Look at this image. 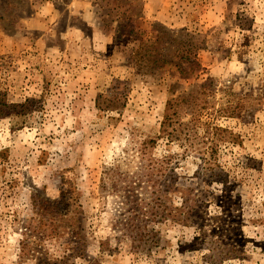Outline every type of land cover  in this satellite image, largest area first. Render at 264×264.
I'll return each instance as SVG.
<instances>
[{"label":"rangeland","instance_id":"374dc122","mask_svg":"<svg viewBox=\"0 0 264 264\" xmlns=\"http://www.w3.org/2000/svg\"><path fill=\"white\" fill-rule=\"evenodd\" d=\"M162 28L202 48L195 74L135 65ZM159 48L179 61L174 44ZM171 98L186 99L174 142L159 137ZM2 102L14 108L0 117V264H40L21 254L26 234L37 258L69 264H264V0H0ZM166 156L204 205L201 227L160 217ZM72 189L78 223L39 237ZM137 203L158 217L140 215L134 241Z\"/></svg>","mask_w":264,"mask_h":264},{"label":"trees","instance_id":"16d2710c","mask_svg":"<svg viewBox=\"0 0 264 264\" xmlns=\"http://www.w3.org/2000/svg\"><path fill=\"white\" fill-rule=\"evenodd\" d=\"M129 19V18H128ZM126 26L119 27V35L118 39H122L124 32H121L123 29L125 30ZM163 31H161L154 41L151 42H142L138 49L134 52L133 59L135 60V65L139 67V69H157L161 64H172L177 67L179 70V73L184 76H191L195 74L198 69L201 68L200 59L198 58V52L202 49L199 48V46L195 45L193 39V36H190L191 40L187 39L186 37L188 35H184L185 31H182L183 33L179 36H176L175 34L171 33L166 28H162ZM132 35V32H130ZM175 45L176 53H179V61L173 62L172 59H168L169 56H164L163 50L159 48L161 45ZM176 53L173 55V57L176 56ZM187 66V68H184V66ZM203 107L208 104L207 96L208 94L203 92ZM186 101L185 98L179 99V98H171L166 105V111L163 118V121L161 123V131H160V138H166L169 142L179 141L181 140V132L178 131V126L182 127L183 124L178 121V116L180 112V107L182 103ZM14 107L11 105H8L4 102L0 103V117L6 115V111H10ZM204 109V108H203ZM230 109V108H229ZM228 110V109H227ZM221 111H224L225 115H230L228 112L225 111V109H222ZM21 115V113H20ZM234 115V113L232 114ZM183 133V132H182ZM158 140V139H157ZM156 144V140H148L143 143L142 149H141V156L142 158H148L149 154V147L150 149L153 148V146ZM150 159V157H149ZM148 159V160H149ZM172 157L166 156L162 161L160 165V172H165V178H168L167 182L165 183V192L168 193V197L166 200V205L162 209V214L160 215L162 220L171 221L175 224L183 225V226H197L201 227V222L203 221L202 215H201V208L204 206L202 204H198V201H195V199L198 197V193L192 188H184L178 186V179L175 174V167L172 164ZM152 160V159H150ZM210 164V161H208ZM162 175V174H161ZM163 176V175H162ZM213 177H219L221 183L226 188L228 185L227 180L222 178L221 174H213ZM71 189V188H70ZM228 189V188H227ZM227 189L224 191H227ZM171 193V194H170ZM172 194H180V206H175L174 203L171 201V195ZM75 195V189L69 190L67 192H63L61 194L60 200L55 203V205L52 207V212L49 214L51 216L50 218V225L49 228L43 232H37L36 234L39 235V237L43 238H53L54 235L59 234V228L65 227L66 224L71 223V220L75 219L77 221V209H72L73 202L76 201V198H74ZM150 205L145 204H136L134 205V208H130L133 210V217L126 223L125 229L130 232L131 234L135 233L136 238L133 240H142L143 239V233L147 229V224L149 221L147 220H140L141 217L145 216L147 218H157L158 214L155 211V207H149ZM158 210V209H157ZM39 214V213H38ZM160 214V213H159ZM42 220L45 218V215L39 214ZM136 219L138 220V223H136ZM70 226V224H69ZM51 227V228H50ZM71 228V229H70ZM70 228H64L67 230H71V232H68L65 230V233L69 236L71 235L72 243L75 244V246H80L81 244V232L79 230H75L72 226ZM27 231L30 232L31 236L32 234H35L30 229H27ZM71 233V234H69ZM46 236V237H45ZM53 236V237H52ZM33 238L36 237V235L32 236ZM26 241L24 240L22 242L21 247V254L27 255L28 257H31L32 259H37L40 264H69V259L67 257L64 258V260L61 261H53L50 260L47 255H43L39 258L36 257V254L40 253L38 249V245L34 242H29L28 240V234H26ZM41 240V238H36L35 240ZM36 245V246H35ZM76 248V247H75ZM69 250V249H68ZM80 250V247L77 248V251ZM232 250L233 251H236ZM73 251V256L70 255L69 258L75 257L76 255H80L77 253L74 249L69 250Z\"/></svg>","mask_w":264,"mask_h":264}]
</instances>
